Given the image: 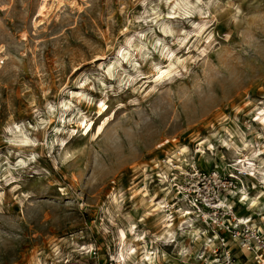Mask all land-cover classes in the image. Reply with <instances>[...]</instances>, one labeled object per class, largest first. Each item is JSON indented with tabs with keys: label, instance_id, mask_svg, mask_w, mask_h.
Instances as JSON below:
<instances>
[{
	"label": "rangeland",
	"instance_id": "1",
	"mask_svg": "<svg viewBox=\"0 0 264 264\" xmlns=\"http://www.w3.org/2000/svg\"><path fill=\"white\" fill-rule=\"evenodd\" d=\"M260 151L264 0H0V264H200L178 187L264 212Z\"/></svg>",
	"mask_w": 264,
	"mask_h": 264
},
{
	"label": "built area",
	"instance_id": "2",
	"mask_svg": "<svg viewBox=\"0 0 264 264\" xmlns=\"http://www.w3.org/2000/svg\"><path fill=\"white\" fill-rule=\"evenodd\" d=\"M238 173L197 169L178 187V193L191 207L192 213L216 232L217 242L211 248L212 256L203 254L200 264H246L250 260L254 264H264V212L238 214L235 202L226 197L237 187ZM215 226L225 233L217 232ZM238 250L245 256L244 262L238 258Z\"/></svg>",
	"mask_w": 264,
	"mask_h": 264
},
{
	"label": "bare ground",
	"instance_id": "3",
	"mask_svg": "<svg viewBox=\"0 0 264 264\" xmlns=\"http://www.w3.org/2000/svg\"><path fill=\"white\" fill-rule=\"evenodd\" d=\"M47 9H48V6L46 5V4H44V5H42L41 6V8H40V11H41V13L42 14H45L46 13V11H47ZM170 72V69L169 68H165V69H160L159 70V73H158V76H157V78H159V77H162L163 75H167L168 73ZM153 79V78H152ZM156 82V81H155ZM107 110V109H106ZM105 110V111H106ZM103 114H101V116H102ZM95 123H96V121H93L92 123H90L89 125L87 124L86 126H87V133H89L90 131H92V129L94 128V125H95ZM104 125H101L99 128H98V133H101L104 129ZM85 133V132H84ZM264 152L263 151H260L259 153H258V155H262ZM248 159V161H249V163H252L253 165L255 164L254 162H252L251 160H250V158H247ZM243 160V159H242ZM239 161H241V160H239ZM245 161V160H244ZM245 164H247V160H246V163ZM244 164V165H245ZM263 173H264V171H263ZM242 197L243 198H246V199H248L249 198V201H248V204H249V206H252V205H254V204H256V203H258V201L256 200V199H254L253 197H250L249 195L247 196V195H243L242 194ZM242 198V199H243ZM243 202L244 203H246V201L245 200H243ZM186 212L188 211V210H185ZM186 216H187V220L189 221V220H191L192 219V216H190V215H188V213H186ZM187 226L189 227V228H191V230L195 233L194 235H197V239H200L201 237H202V235H203V233H202V228L197 224V225H195L194 223H188L187 224ZM170 234H172L171 233V229H170V226H169V224H167V227H165L164 228V230H163V232H161L160 233V235H159V238L160 239H163L164 238V236H168V235H170ZM196 239V240H197ZM124 243L125 242H123V245H124ZM126 251L129 253V255L131 254L132 256H135V253L133 252V249H132V247L130 246L129 248H127L126 249ZM119 252H121L119 255V257H121V256H123V254H124V252H122V248H121V250L119 251ZM146 259L148 258V259H150L151 257L149 256V253L147 252L146 254H145V256H144ZM122 260V259H121Z\"/></svg>",
	"mask_w": 264,
	"mask_h": 264
},
{
	"label": "crops",
	"instance_id": "4",
	"mask_svg": "<svg viewBox=\"0 0 264 264\" xmlns=\"http://www.w3.org/2000/svg\"><path fill=\"white\" fill-rule=\"evenodd\" d=\"M246 264H254L252 260H250L249 262H247Z\"/></svg>",
	"mask_w": 264,
	"mask_h": 264
}]
</instances>
